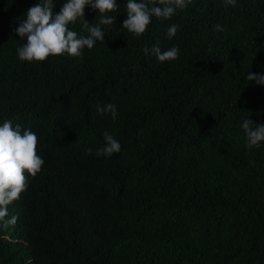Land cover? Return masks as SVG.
<instances>
[{
	"label": "trees",
	"instance_id": "obj_1",
	"mask_svg": "<svg viewBox=\"0 0 264 264\" xmlns=\"http://www.w3.org/2000/svg\"><path fill=\"white\" fill-rule=\"evenodd\" d=\"M116 2L104 41L28 62L15 29L39 0H0V125L33 131L44 160L0 221V264H264V141L248 148L241 127L264 124V85L246 79L264 73V0H190L141 36Z\"/></svg>",
	"mask_w": 264,
	"mask_h": 264
},
{
	"label": "clouds",
	"instance_id": "obj_2",
	"mask_svg": "<svg viewBox=\"0 0 264 264\" xmlns=\"http://www.w3.org/2000/svg\"><path fill=\"white\" fill-rule=\"evenodd\" d=\"M228 4L235 5L236 0H227ZM190 0H127L126 19L122 28L135 36L145 33L155 17L161 21L170 19L177 10H183ZM100 14L99 23L90 24L85 17V8ZM118 8L116 0H66L60 10L54 12L53 0H39L32 6L15 29L27 42L17 49L21 61H44L49 56H60L65 53L71 56H80L85 47L92 49L97 41H104L105 34L100 25L113 24L115 17L106 16V13L115 12ZM78 19L83 20V30L87 36L78 35L74 30H69L70 24H75ZM177 25L167 29V36L174 37ZM216 30H222L216 25ZM148 49H144L148 54ZM152 54L160 61L165 62L177 59L179 48L173 46L162 51L159 46L152 48ZM248 81H255L257 85H264V73L249 72ZM97 111L102 114L111 113L113 120L117 117L114 104L97 106ZM257 125V126H254ZM248 148L258 147L264 141V124H256L252 119H244L241 125ZM104 146L96 150L97 157L110 158L114 153H119L121 144L109 132L105 131ZM38 137L30 129L21 134V125L13 127L11 121L6 120L0 125V221L4 227L16 223V216L5 220L8 216V206L20 198L28 186V175L35 177L44 165V160L37 154ZM93 150L88 149V154Z\"/></svg>",
	"mask_w": 264,
	"mask_h": 264
}]
</instances>
